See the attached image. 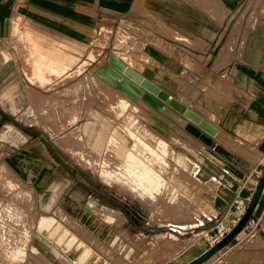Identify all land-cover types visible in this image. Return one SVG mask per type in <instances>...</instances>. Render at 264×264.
Segmentation results:
<instances>
[{
  "label": "crops",
  "instance_id": "0c3cea01",
  "mask_svg": "<svg viewBox=\"0 0 264 264\" xmlns=\"http://www.w3.org/2000/svg\"><path fill=\"white\" fill-rule=\"evenodd\" d=\"M133 20L154 34L152 39L160 45L162 41L170 44L174 53H189L197 64L208 67L223 57L220 67L224 77L230 78L229 81L222 78L221 83L225 84L222 86L215 84L221 73L205 82L198 72L190 78L182 75L181 61L178 64L174 59L177 67H169L166 52L153 41V45L144 42L142 49L144 54L156 56L157 64L148 63L149 68L143 73L133 68L171 95L164 88L172 86L166 78L169 70L168 78L175 81L174 96L213 125L215 134L177 112L186 119L184 125H178L142 99L128 98L96 73L109 53L127 62L122 55L128 56L134 44L115 32L120 25L126 26V22ZM238 24L237 41L230 45L227 29L231 25L230 32H234ZM103 35L107 38L105 44L94 42L102 40ZM223 39L226 42L222 43ZM94 50L98 53L92 56ZM169 61L173 62L170 58ZM76 65L82 67L73 74ZM196 69L192 62V70ZM212 69L207 72H213ZM156 70L158 77H154ZM116 97L123 98L119 103L128 105L119 112L110 104ZM137 103L146 110L142 115L148 114L158 126L140 117L135 111L138 105L131 106ZM125 115L129 116L126 127L131 133L128 143L135 146L134 152H127L163 181L155 195L145 186L142 194L131 186L127 193L147 200L161 194L164 185L170 186L168 194L181 201L182 206L177 205L179 212L170 215L175 222H169L160 210L159 223L150 219L155 226L149 224L142 233L129 234L125 227L118 230L112 227L110 233L114 230L122 238L121 248L114 236L108 242V250L122 261L114 262L101 252L97 259H102V264H147L144 257L134 262L137 243L160 253L174 248V257L168 263L184 264L212 244L204 234L214 231L221 219L235 216L231 210L233 201L250 196L259 176L251 175L250 169L264 168V0H0V187L6 190L9 179L13 175L18 178L30 201L25 205L26 211L34 217L26 239V230L0 223V233H4V238H0L4 251L0 264H84L73 261L84 247H95L96 239L100 238V245L107 243L89 217L92 215L89 211H94L89 193L80 191L84 198L78 200L76 190L69 194L64 190L72 178L71 165L70 160L60 157L68 150L57 143L60 135L55 137L58 130L55 119H63L60 127L73 123L75 128L71 130L79 129L82 142L90 150L99 133L106 141L117 139L113 128L122 130L114 127L113 119L121 120ZM166 163L183 173L191 168V172L183 177L171 173L169 177L173 178L164 179ZM60 168L64 170L62 173ZM101 174L102 171L100 178ZM96 179L110 186L97 176ZM110 187L121 193L116 186ZM6 197L9 198L8 193L0 191V199ZM144 209L149 215L145 206ZM101 210L115 214L114 209L104 205ZM42 216L52 219L45 230L39 228ZM66 216L72 218H63ZM56 224L58 228L50 236ZM121 229L126 234L122 235ZM63 230L66 234L57 241ZM164 234L172 236L171 243L160 240ZM69 236L75 240L67 244ZM79 241L81 246L73 257L70 254ZM24 247L29 248L31 256H24ZM161 263L154 260L149 264ZM200 264H264V184L243 228Z\"/></svg>",
  "mask_w": 264,
  "mask_h": 264
},
{
  "label": "rangeland",
  "instance_id": "374dc122",
  "mask_svg": "<svg viewBox=\"0 0 264 264\" xmlns=\"http://www.w3.org/2000/svg\"><path fill=\"white\" fill-rule=\"evenodd\" d=\"M220 10L222 13L223 12L222 7H220ZM126 24H127L126 26L120 25V27L117 29L118 32H115V34L118 36H125L127 39L130 40V41H128V43L133 42L134 45L130 46V48L132 50L129 52L130 54H128V56L126 54H123L122 56H125L126 57L125 60L127 61L126 63H129L130 67L137 69L138 72L140 71L143 73L145 71V68H149L148 65L150 63H152V64L156 63L157 64V61H154L157 59V57L154 55L148 56V55L144 54V51L142 49L144 42L147 41V43L153 45V43H152V41H153L155 44H157V48L166 52V54H167L166 55L167 56L166 64L169 67H177V64L174 63V61H173L174 59L176 60V62L178 64H180L179 61H181V63H182V75H184V76L188 75L186 78H190V77H192V74H194V72H198L202 75V79H205V82H206L207 78L212 80L213 77L215 78L219 73H221V75H220L221 77L217 78L215 81L216 86L225 85L224 83H221L222 78L229 81L230 77L225 76L226 77L225 78L223 70H221V67H220V65L223 64V60H221V59H223V57H221V59H217L215 61V63L213 62V65H211V66L209 65L208 67L204 63L197 64L195 61H193L195 57L194 58L191 57L189 53H187L185 51L182 53L183 55L178 54V52L174 53V49H172L170 47V44L165 45L164 42L162 43V41H160L162 44V45H160L156 40H153L152 37H155V35L149 33L148 30H145V28L143 27L141 22L133 20V22H126ZM230 29H231V25H229L226 34L227 35L230 34V39L228 36V43L230 45H232L233 42L235 43L237 41V36L239 33L240 26L238 24V26L235 28L234 32H230ZM226 34H225V36H226ZM148 38L151 41H149ZM106 40H107V38L104 37V35H103L102 40H100V38H98L94 42L97 44H100V43L105 44ZM121 40H122V38H121ZM226 40L227 39H223L222 43L226 42ZM96 53H98V51L94 50V52L92 53V56H95ZM169 58L173 62H170ZM212 61L213 60H211V62ZM192 62H194L195 67H197V69L195 71L192 70ZM81 67H82L81 65H76L75 68H77V69H75V72H73V74H75ZM211 67L214 68V69H212L213 72L208 73L207 69H211ZM154 73L156 74L154 77L159 76L158 70H156ZM73 74H71V76H73ZM168 74H170L169 70L166 71V76H167L166 78H167V81L172 83V86H165L164 88L167 89L171 93L172 96H174V95H176L175 94L176 90H175V86H174L175 81L173 79L170 80V78H168L170 75H168ZM67 77L68 76H66V78ZM155 79L157 80V78H155ZM84 81L86 82L85 77H84ZM92 81L95 83L94 78H92ZM217 82H220L221 85H218ZM226 84L228 85L227 81H226ZM76 85L79 87V81L77 82ZM96 88L98 90H100V88L98 86H96ZM203 88L205 89L204 91L207 90V87H203ZM214 89L218 90L217 88H214ZM185 90L188 91L189 89H185ZM79 96L80 95L76 96L77 101H78V99H80ZM192 96L195 97L194 92H193ZM121 99H123V98L116 97L115 99L110 101V104H111L113 110L116 112H119L128 106L125 103L124 104L119 103ZM202 99H203V97H202ZM124 100L128 104L132 103L129 100H126V99H124ZM138 102L142 103L141 101H138ZM137 105H138V103H137ZM185 105L188 106L187 104H185ZM131 106H136V104L135 105L132 104ZM135 111L142 115V114H144V112L146 110H144L140 105H138V108L136 106ZM92 114L95 116H98V115H96L95 111H92ZM145 115H146L145 117L144 116H140V117L146 118V120L148 119L147 120L148 122H152L154 125L158 126V124L156 123V121L154 119L150 118L148 116V114H145ZM107 116L108 117L111 116V113L109 111L107 112ZM40 119L41 118L39 117L38 122H40ZM45 120H47V118H45ZM113 120L115 121L114 127L118 126L127 135L122 134V131H119V130L116 131V129L113 128V131H114L117 139L109 138L106 141L105 136L102 133H99L95 137L94 142L92 144H90V147H91L90 150L87 149L89 147H86L87 146L86 143L82 142L80 135H79V129L76 128L74 130H71V129L75 128L73 123L70 126L69 125L61 126V127L59 126V122L60 121L63 122V119L60 121L57 118L55 119L56 125L58 127L57 132H55V137H56V135L59 134L60 136L57 138L58 139L57 140L58 145H59L60 140H63L64 142H66V145L68 147H70L74 151V153H76V155L84 163L83 164L82 162H80L79 159L77 160V158L75 156H73L72 154H70V152H68V151H67V153H65V156L63 154H61V156L59 155L60 157H63L65 160H70V165H71V175H72L71 177L72 178H70V184H68L69 187L68 188L65 187L64 190L68 191V194L71 191L76 190L79 193L78 200L82 197L84 198V194H82V192H80V191H86L87 193H89V195L92 197L90 203L94 207L93 212L89 211L92 213V215L89 217H91L92 221L96 224L98 234L102 235V238H105L108 240L107 243L100 245L99 241L101 238L99 240L96 239L95 247L90 248V249L96 255H99L101 252L102 254H104L106 256L108 255L109 258L111 260H113L114 262H121L122 260L120 258H117L116 254H114L113 251L110 252V250H108L109 240L113 239V237L116 236L114 234V230H118L121 227H125L128 229L129 234L130 233L131 234L132 233H142L145 230V227H149V224H154V225H150V226H155L156 223H154L151 220H155V221H157V223H159L160 210H163V212H165L164 214L167 216L169 222L170 221L175 222V219H173V216H170V215H171V213L174 215L177 212H179L177 209V205L179 207L182 205H181V201L174 200V198L171 197V194L170 195L168 194L169 193L168 188H170V186H167V188H165V185H164L162 188L161 194H159L155 198H149L147 200H144V199H140L134 195L128 194L126 190L120 191L121 193H119L114 188H112L110 186L108 187L106 185H103L99 181H97L96 176L99 177V179L103 182V180L99 176L101 171H102L101 175L105 174L107 176V178L106 177L105 178L108 179L109 181H112L113 175L118 174L120 169L124 167L125 156H126V154L127 155L130 154L127 151H133L134 152V148H135L134 144L132 142L128 143V136L131 133L128 131L126 124L129 122V116L125 115L121 120L120 119H113ZM40 123L42 124V121ZM109 123L111 124L110 120H108V126H109ZM113 137H114V135H113ZM170 137L172 138V135H170ZM55 139L56 138H54V141H55ZM55 143H56V141H55ZM158 143L159 142H157V144H155V147L158 145ZM163 153L165 154V150L163 151ZM75 160L81 166L86 167L87 169L77 167L79 165ZM166 164H167V169L164 173H162L164 179L166 177H169L171 173L174 175H178V176L183 177L185 175V173L191 172V168H189V169L187 168L185 173H183L182 171H178L177 169H175L174 167H172L168 163H166ZM104 169H108L110 172L109 171L104 172L103 171ZM89 170L91 171V173L89 172ZM60 171L62 173L64 170L62 168H60ZM58 172H59V170H58ZM169 178H173V177H169ZM164 184H166V182ZM113 186L115 187V185H113ZM23 189L24 188L22 186L21 181L18 178L15 179L14 175L9 179V182L6 185V190H2V188L0 187V191L3 194L8 193V196H9V198L6 197V199H5L6 201L3 199H0V223L1 224H14L15 225L14 227H17L19 231L21 229L26 230L25 231V237H26L27 234L29 235V233H30L29 228L34 222V217L32 215H29L26 211L27 210L26 206L29 205L30 201L28 199V195L25 192H22ZM173 194H175V191L173 192ZM102 205L115 210V214L113 215V219L111 221H108L105 218V216L103 214L104 212L101 210ZM70 206H73V204L70 203ZM144 206L147 208L149 215L147 214L146 210L144 209ZM153 213H155V215ZM149 216H150V218H149ZM63 218L66 219L68 217L66 216ZM112 227H115V228H113L114 230L112 231V233H110V230L112 229ZM213 232L214 231L209 232L207 234H204L206 237V240L209 239V235L212 234ZM19 234H21V233H19ZM22 234H23V230H22ZM118 234H120V233H118ZM89 236H90V238L91 237L94 238V236H92L91 234ZM165 236H163V239L161 238L160 240H165L164 243L165 242L171 243L172 242V240H171L172 236L170 234H168V235L166 234ZM0 238L1 239L4 238V233H0ZM116 238L119 242V245H121L120 240H122V238L120 237V235L116 236ZM74 240H75L74 237L69 236V240H68L67 244L71 243ZM78 240H80V239H78ZM134 245L136 246L134 248L135 252H134V256H133V257H136L134 259L135 263H138L139 261H141L142 257H144L145 259H147L146 260L147 264H149L150 262H152L154 260L161 261L162 262L161 264H166V263L169 264L168 261L173 259V257H174L172 253H174L176 251L174 248H170L169 250H167L166 253L165 252L160 253V252L153 251V250L149 251V248H147L146 246H143L142 244H139L137 246V243H135ZM77 250H78V247L76 245V247L73 248L70 255L75 257V253ZM9 251H10V249H9ZM32 251L34 252L33 249H32ZM6 252L8 253V251H6ZM34 253L38 254L36 252H34ZM3 254H4V251L0 246V255H3ZM8 254L10 255V253H8ZM30 254H31V252H30L29 248L24 247V256H31ZM38 255L42 256L41 254H38Z\"/></svg>",
  "mask_w": 264,
  "mask_h": 264
},
{
  "label": "water",
  "instance_id": "95a60500",
  "mask_svg": "<svg viewBox=\"0 0 264 264\" xmlns=\"http://www.w3.org/2000/svg\"><path fill=\"white\" fill-rule=\"evenodd\" d=\"M96 73L112 84L120 92L124 93L128 98L132 100L137 98L142 99L178 125H184L186 119H188L210 134L215 132V127L203 119L190 107L186 106L175 96L170 95L155 83L142 76L113 53L107 54L106 62L96 70ZM177 112L182 114V116L186 119L181 117ZM263 184L264 168L257 177L252 192L246 202L245 208L236 222L225 232L223 236L184 264L202 263L211 254L226 245L236 236L249 218Z\"/></svg>",
  "mask_w": 264,
  "mask_h": 264
},
{
  "label": "bare ground",
  "instance_id": "6f19581e",
  "mask_svg": "<svg viewBox=\"0 0 264 264\" xmlns=\"http://www.w3.org/2000/svg\"><path fill=\"white\" fill-rule=\"evenodd\" d=\"M254 16V15H253ZM214 91V90H213ZM124 94V93H123ZM140 99V98H139ZM135 105V104H134ZM137 105V104H136ZM138 108V107H137ZM140 109V108H139ZM141 110V109H140ZM139 110V111H140ZM142 112V111H141ZM146 112V111H145ZM144 116V115H142ZM190 121V120H189ZM215 134V133H214ZM60 139V138H59ZM58 140V139H57ZM59 145L63 148L68 150L73 156H75L77 158V160L79 159L80 162H82V160L76 155V153H74V151L68 147L66 145V142H64L63 140L59 141ZM151 149V148H150ZM157 152V151H156ZM154 153V152H153ZM151 154V153H150ZM160 155V154H159ZM149 156V155H148ZM153 156V155H151ZM150 157V156H149ZM160 157V156H158ZM151 158V157H150ZM154 158V157H152ZM160 159V158H159ZM163 159V158H162ZM155 160V159H154ZM153 160V161H154ZM164 160V159H163ZM156 163V160L154 161ZM163 162V161H162ZM161 162V163H162ZM83 163V162H82ZM160 163V164H161ZM84 164V163H83ZM158 164V161H157ZM159 164V165H160ZM158 165V166H159ZM152 166V165H151ZM150 166V167H151ZM154 166V165H153ZM161 166H159L160 168ZM113 175V174H112ZM107 176L101 175V178L103 181H105L107 184H109L110 186L115 185L117 187V189H119L118 191H123V190H128V188L131 186L132 189H135L136 193H140L142 194L144 192V186L146 188H148V190L150 189L152 193V195L155 193H157L159 191V188L162 186L163 181L161 180L160 176L157 175L156 173H153L151 170H149L147 167H145V165L138 160L137 158H135L132 154H126L125 156V165L123 168L120 169L118 174H114L113 175V179L112 181H109L108 179H106ZM162 190V189H161ZM149 192V191H148ZM146 192V194L148 193ZM162 192V191H160ZM134 195V194H133ZM140 196V195H139ZM149 197V196H148ZM144 199V198H143ZM59 213V212H58ZM105 218L108 221H111L113 219L112 215L103 213ZM72 218V217H71ZM70 218V219H71ZM67 218V220H70ZM74 220V219H72ZM189 220V218H188ZM52 219L51 217L48 216H42L39 220V228L42 230L47 229V227L50 225ZM74 223V222H73ZM71 224V221H70ZM58 228V225L56 224L54 226V228L51 230L50 232V236L54 233V231ZM74 228V227H73ZM75 229V228H74ZM79 230V229H78ZM120 233V232H119ZM121 233L126 234V231L121 229ZM66 234V230H63L60 234L59 237L57 239V241H60L63 236ZM165 235V234H164ZM168 235V234H167ZM126 236V235H125ZM121 237V236H120ZM166 237V236H165ZM168 237V236H167ZM27 237H25L26 239ZM165 239V238H164ZM49 241V240H48ZM126 241V240H125ZM27 242V241H26ZM127 242V241H126ZM26 245V243H25ZM81 246V242H77V247L79 248ZM118 247V245H117ZM120 248V245H119ZM20 253H23L20 252ZM19 253V254H20ZM18 255V254H17ZM20 256V255H18ZM23 256V255H22ZM76 261L78 263H84V264H102L103 260L102 259H97V255L95 253H93L91 251V249L89 247H84L82 249V251L76 256V258L73 260Z\"/></svg>",
  "mask_w": 264,
  "mask_h": 264
},
{
  "label": "built area",
  "instance_id": "2783aa9c",
  "mask_svg": "<svg viewBox=\"0 0 264 264\" xmlns=\"http://www.w3.org/2000/svg\"><path fill=\"white\" fill-rule=\"evenodd\" d=\"M261 171L262 170L260 168H256L255 166L250 169L251 175L256 176V177L261 173ZM248 197H249L248 195H245L243 198L241 197V198L235 199L233 201L231 210H232V212H234L235 216H233V217L231 216V217L227 218V220L221 219L217 223L214 232L209 235L208 241L210 243L215 242L217 239H219L221 236H223L225 234V232L230 228V226L235 223V219L244 210L246 202L248 200ZM252 228H253V225L250 226L248 233L251 232Z\"/></svg>",
  "mask_w": 264,
  "mask_h": 264
}]
</instances>
